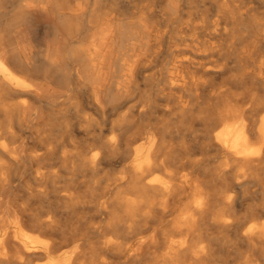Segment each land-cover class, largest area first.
I'll list each match as a JSON object with an SVG mask.
<instances>
[{
	"label": "bare ground",
	"instance_id": "1",
	"mask_svg": "<svg viewBox=\"0 0 264 264\" xmlns=\"http://www.w3.org/2000/svg\"><path fill=\"white\" fill-rule=\"evenodd\" d=\"M115 1L0 0V181L30 169L46 185L29 193L55 206H18L0 185V264H109L97 248L123 264H227L212 230L249 248L233 264H264L251 220L264 204L238 208L264 200V0H148L135 16ZM148 112L169 117L176 145L153 125L126 133ZM72 118L95 133L57 151ZM120 160L102 195L82 190ZM167 216L169 233L150 230Z\"/></svg>",
	"mask_w": 264,
	"mask_h": 264
},
{
	"label": "rangeland",
	"instance_id": "2",
	"mask_svg": "<svg viewBox=\"0 0 264 264\" xmlns=\"http://www.w3.org/2000/svg\"><path fill=\"white\" fill-rule=\"evenodd\" d=\"M117 1V0H116ZM115 1V2H116ZM148 2V0H133L130 1L128 5V14H132V16L137 15L139 13V6L145 4ZM5 7H7L8 2H4ZM136 3H138L136 5ZM134 5V6H133ZM116 6L119 10H127V5L124 6L122 2H118ZM138 10H136V8ZM146 91V93L151 91L150 85L143 86L141 88V93ZM140 93V94H141ZM84 103V102H83ZM84 107H87V104H83ZM74 118L70 119L69 122H66L67 124L64 125V123L59 127V129L55 132L54 137L52 139L53 143L56 145L57 151H60L62 147H69L71 143L75 144L77 147L79 146L80 149L83 147H86L90 140L92 135L95 133V126H91L86 128L83 123H74ZM127 122V121H126ZM140 125H153L159 128V130H163L164 135L166 136V139L169 140V142L172 145H176L179 141L178 135L173 131L174 124L171 120H169V117L162 118L160 113H156L154 116H152L151 113H147L146 115L136 118L135 120H129L126 123V133H132L133 131L137 130V128ZM71 126V127H70ZM69 127V128H68ZM196 128L200 127L199 124H196ZM29 141H32L33 139L31 137L28 138ZM70 149V148H69ZM201 152L196 153V157H202ZM124 163V160H120L118 162H115L112 165H106L103 169H100L97 174L94 176H91L90 173H86L83 175L82 179L84 180V185L82 187V190L90 189V187L95 186L94 184L98 185V188L100 191L98 193H101L104 188V184L108 182L109 177L118 176L121 174L122 165ZM204 171H206V168H203ZM63 171H61V174ZM2 177L4 179L0 181V185L2 184L3 190L8 191V199L10 201H13L18 206H25L28 207L30 210L38 212V211H45L48 213H52L51 209H54V204L52 200H49L46 196L47 195H40L35 196L29 193L31 189H43L46 185V183L43 182H36L32 177L31 171L25 170V171H18L15 169H8L7 171L1 173ZM101 182V184H100ZM1 193V192H0ZM51 199V198H50ZM264 204V200L256 196H252L249 194H245L242 196V205H240L238 208H240L239 216L243 215L249 207H259ZM57 206V205H56ZM52 207V208H51ZM52 209V210H53ZM58 210V209H57ZM54 211V210H53ZM56 215L59 219V222L65 221V216L61 215V212H57ZM55 216V217H56ZM237 217V216H236ZM86 222H89V213H86ZM96 222H98L99 217L95 218ZM171 220V216H167L165 218L161 217H149L146 222L148 227H150V230L156 226L157 223H160L161 225H164L165 232L169 233L171 230L169 229V222ZM252 221H264V215L262 217H254L251 218ZM32 234V239H40L41 237H44L43 233L37 230L30 231ZM211 236H216V243L213 245L215 250H218L219 255L221 258H224L228 261L227 264H233L232 259L235 256L243 257L247 254H249V248H247L246 245H238L237 243H233L232 240H230V234L229 233H220L217 230H212ZM97 236L89 235L88 240L90 242H93ZM221 240V241H220ZM37 241V240H36ZM164 246H161L159 249H162ZM95 256L97 258H103L104 261H106L109 264H123L122 259L114 258V254L102 250L100 248L96 249ZM149 259H144L141 264H148L147 261ZM42 261V260H41Z\"/></svg>",
	"mask_w": 264,
	"mask_h": 264
}]
</instances>
